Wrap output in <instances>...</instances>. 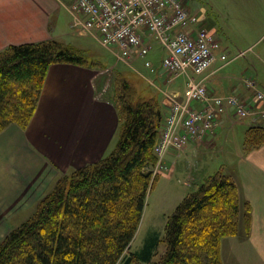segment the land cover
I'll return each instance as SVG.
<instances>
[{
	"label": "trees",
	"instance_id": "obj_1",
	"mask_svg": "<svg viewBox=\"0 0 264 264\" xmlns=\"http://www.w3.org/2000/svg\"><path fill=\"white\" fill-rule=\"evenodd\" d=\"M88 61L79 48L54 39L0 50V131L11 123L28 125L51 64ZM119 86L113 149L55 180L30 215L0 239V264H222L221 238L237 233L243 203L234 181L220 170L176 204L163 239L153 232L129 250L156 179L153 146L164 114L155 98L130 99L128 82ZM263 134V128H249L244 144H263ZM161 241L163 251L153 260Z\"/></svg>",
	"mask_w": 264,
	"mask_h": 264
},
{
	"label": "crops",
	"instance_id": "obj_2",
	"mask_svg": "<svg viewBox=\"0 0 264 264\" xmlns=\"http://www.w3.org/2000/svg\"><path fill=\"white\" fill-rule=\"evenodd\" d=\"M73 2L0 0V50L48 39L87 50L74 42L76 37L87 36L77 34L72 27L70 7ZM197 16L215 36L213 24L205 21L203 16ZM140 58L134 56L132 62L136 63ZM155 69V77L160 78V64ZM103 76L102 72L89 66L51 64L28 125L22 128L11 123L0 131V236L8 234L30 215L36 202L59 176L95 163L113 149L118 137L119 112L103 87ZM217 79L214 75L209 76L215 91ZM240 90L243 92L244 88ZM244 93L248 97L251 95L250 91ZM166 106H163L165 114ZM229 111L219 116V127L205 138L203 146L211 145V142L214 147L217 132L226 123L243 125L241 121L232 122L229 115L233 116L234 112ZM248 125L247 129L251 126ZM243 143L244 140L236 146V159L226 174L234 181L240 202L249 205V223L246 229L239 227L235 235L221 238L222 264H264V143L248 149H243ZM196 149L191 144L187 146L186 157L192 156ZM170 153L166 157L171 161V172L161 176L168 179L177 172L183 177L186 172L177 169V154ZM210 156L199 158L194 176L201 179L212 174L208 171Z\"/></svg>",
	"mask_w": 264,
	"mask_h": 264
},
{
	"label": "rangeland",
	"instance_id": "obj_3",
	"mask_svg": "<svg viewBox=\"0 0 264 264\" xmlns=\"http://www.w3.org/2000/svg\"><path fill=\"white\" fill-rule=\"evenodd\" d=\"M181 1L190 12L198 13L197 15L203 16L205 21L207 19L208 23L211 22L213 24L215 37L220 42L219 48L214 52L215 60L208 70L209 75L205 81L208 93L218 96L235 95L246 108H249L250 114L243 118L237 117L235 113L233 116L230 114L229 118L232 122L241 121L243 125L237 123L234 126V124L226 123L217 132L215 148L211 142H209L211 145L207 146L202 144L205 138H209L210 134L212 135L214 130L219 127V120H217L211 131L203 137L189 142L182 149H169L164 153L160 158L164 168L153 172V178L156 179L147 191L141 221L129 249L132 251L143 245L147 235L153 232L157 233L160 239H163L166 220L173 212L176 204L187 193L193 191L196 188V184L198 185L202 179L208 176L206 175L199 179V177L193 175L197 170L200 157L203 158L204 155L211 154L208 160V171L210 173L218 170L226 173V170L231 169V166H233L232 163L236 159L235 148L244 140L245 131H248L249 128L264 129V98L259 99L257 97L259 92L264 93V0ZM66 19L67 17L65 18V23ZM204 24L203 21V26H205ZM74 42L87 48V50L80 49L89 60L86 65L102 72L104 75L102 80L103 87L108 90V97L117 107L119 105L117 94L122 80H125L130 85V90L128 91L130 99L155 98L158 100L157 103L164 117L167 115L163 110L164 104L168 106H166L168 108L167 112L169 110L167 95L172 92L181 94L186 85L187 78L180 73L178 76H174L168 70L160 69V78H156L155 74L144 66V61L149 60L154 67H157L165 54V51L155 40L151 42L152 49L136 63L124 61L117 55L115 56L114 50L112 51L100 45L98 40L92 36L76 37ZM239 52L244 53L234 57ZM221 54H226L227 59L230 60L225 65H222V61L219 58ZM213 75L215 78L218 77L213 87L218 92L212 89V83L209 81V76L212 77ZM235 87H238V89H233ZM242 87L244 91H250V97L240 90ZM191 107L200 109L202 105L200 103L192 104ZM230 109L227 108L223 111L220 117L228 114ZM249 119L252 120V124H250ZM247 123H249L248 126L251 125L248 129ZM250 130L249 133H256V131ZM250 143H243V149L255 146V144L249 145ZM190 144L193 148L196 149L198 147L199 149L194 150L192 156L186 157L185 150ZM169 152L177 154L178 159L176 161L179 162L177 169L180 168L181 171L184 169V172H186L183 177L178 175L177 172H174V175L168 179L161 176V174L171 172V161H168L166 157ZM155 157L159 159L156 155ZM221 165H223V168H219ZM189 186H192V188H189ZM245 213L246 209L243 203V206H240L239 209L238 228L242 227L245 229ZM2 237L0 236V239ZM163 248L164 244L161 241L155 248L153 260L158 258Z\"/></svg>",
	"mask_w": 264,
	"mask_h": 264
},
{
	"label": "built area",
	"instance_id": "obj_4",
	"mask_svg": "<svg viewBox=\"0 0 264 264\" xmlns=\"http://www.w3.org/2000/svg\"><path fill=\"white\" fill-rule=\"evenodd\" d=\"M70 13L72 27L78 34L96 38L124 61L144 57L155 40L165 51L161 69L187 78L181 94L167 95L169 110L153 146L159 157L153 172L164 168L160 158L167 150L182 149L206 135L227 108L233 109L239 118L250 114L237 96L208 93L205 81L219 42L181 0H74ZM219 58L222 65L230 61L226 54ZM144 66L156 71L148 60ZM257 97L263 99L264 93L259 92ZM199 103L202 108L191 107Z\"/></svg>",
	"mask_w": 264,
	"mask_h": 264
}]
</instances>
